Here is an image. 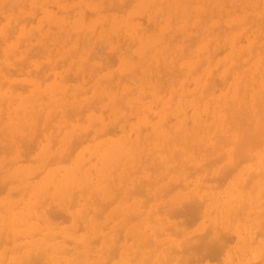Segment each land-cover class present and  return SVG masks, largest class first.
Masks as SVG:
<instances>
[{
    "label": "rangeland",
    "instance_id": "rangeland-1",
    "mask_svg": "<svg viewBox=\"0 0 264 264\" xmlns=\"http://www.w3.org/2000/svg\"><path fill=\"white\" fill-rule=\"evenodd\" d=\"M0 236L1 264H264V0H0Z\"/></svg>",
    "mask_w": 264,
    "mask_h": 264
},
{
    "label": "bare ground",
    "instance_id": "bare-ground-1",
    "mask_svg": "<svg viewBox=\"0 0 264 264\" xmlns=\"http://www.w3.org/2000/svg\"><path fill=\"white\" fill-rule=\"evenodd\" d=\"M154 1H155V0H154ZM163 1H164V0H163ZM171 1H172V0H171ZM19 2H20V1H19ZM169 2H170V0H169ZM184 2H185V1H184ZM187 2H188V1H187ZM115 3H116V2H115ZM123 3H124V2H123ZM126 3H127V2H126ZM162 3H163V2H162ZM171 3H172V2H171ZM21 4H22V3H21ZM124 4H125V3H124ZM139 4H140V3H139ZM184 4H185V3H184ZM127 6H128V5H127ZM127 6H126V7H127ZM161 6H162V5H161ZM184 6H185V5H184ZM148 7H149V6H148ZM151 7H152V6H151ZM151 7H150V8H151ZM189 7H190V6H189ZM246 7H247V6H246ZM102 8H103V7H102ZM5 9H6V8H5ZM109 9H110V8H109ZM170 9H171V8H170ZM170 9H169V10H170ZM250 9H251V8H250ZM103 10H104V9H103ZM176 10H177V9H176ZM162 11H163V10H162ZM235 11H236V10H235ZM144 12H145V11H143V13H144ZM140 13H141V12H140ZM229 13H230V12H229ZM175 14H176V13H175ZM33 15H34V14H33ZM157 15H158V13H157ZM142 16H144V15H142ZM25 17H26V16H25ZM83 17H84V15H83ZM133 17H136V16H133ZM153 17H154V16H153ZM172 17H173V16H172ZM125 18H127V17H125ZM128 18H129V17H128ZM219 18H220V17H219ZM253 18H254V17H253ZM259 18H260V17H259ZM24 19H25V18H24ZM139 19H140V18H139ZM207 19H208V18H207ZM142 20H143V19H142ZM156 20H157V17H156ZM42 21H43V20H42ZM148 21H149V20H148ZM101 22H102V21H101ZM156 22H157V21H155V23H156ZM244 22H245V21H244ZM41 23H42V22H41ZM42 24H43V23H42ZM42 24H41V25H42ZM114 24H115V23H114ZM147 24H149V23H147ZM150 24H151V23H150ZM237 25H238V24H237ZM241 25H242V24H241ZM123 26H124V25H123ZM123 26H122V27H123ZM192 27H193V26H192ZM187 28H188V27H187ZM187 28H186V29H187ZM195 28H196V27H195ZM119 29H120V28H119ZM121 29H122V28H121ZM140 29H141V28H140ZM144 29H146V28H144ZM33 30H34V29H33ZM127 30H128V29H127ZM183 30H184V29H183ZM145 31H146V30H145ZM117 32H118V31H117ZM136 32H138V29H137ZM209 32H211V31H209ZM54 33H55V32H54ZM115 34H116V33H115ZM176 35H177V34H176ZM180 35H181V34H180ZM28 36H29V35H28ZM31 36H32V35H31ZM48 36H49V35H48ZM55 36H56V35H55ZM134 36H135V35H134ZM160 36H161V35H160ZM191 36H192V35H191ZM197 36H198V35H197ZM8 37H10V36H8ZM125 37H126V36H125ZM175 37H176V36H175ZM161 38H162V37H161ZM176 38H177V37H176ZM195 38H196V37H195ZM26 39H27V38H26ZM46 39H47V36H46ZM173 39H175V38H173ZM177 39H178V38H177ZM85 40H86V39H85ZM162 40H163V39H162ZM175 40H176V39H175ZM190 40H191V39H190ZM158 41H159V39H158ZM256 42H257V41H256ZM102 43H103V42H102ZM157 43H158V42H157ZM161 43H162V42H161ZM192 43H193V42H192ZM75 44H76V43H75ZM43 45H44V44H43ZM43 45H42V46H43ZM168 45H169V43H168ZM131 46H132V45H131ZM144 46H145V45H144ZM191 46H192V45H191ZM127 48H128V47H127ZM38 50H39V49H38ZM35 51H36V50H35ZM39 51H40V50H39ZM44 51H45V49H44ZM181 52H182V51H181ZM38 54H39V53H38ZM93 54H94V53H93ZM97 55H98V54H97ZM109 56H110V55H109ZM112 56H113V55H112ZM124 56H125V55H124ZM102 57H103V56H102ZM92 58H93V57H92ZM110 58H111V57H110ZM110 61H112V59L109 60V63H110ZM165 64H166V63H165ZM56 65H58V64H56ZM43 66H44V65H43ZM83 66H84V64H83ZM98 67H99V66H98ZM39 68H40V67H39ZM44 68H45V67H44ZM93 68H94V67H93ZM99 68H101V67H99ZM158 68H159V67H158ZM165 68H166V67H165ZM82 69H83V67H82ZM95 69H96V68H95ZM97 69H98V68H97ZM257 69H258V68H257ZM41 70H43V69L41 68ZM80 70H81V69H80ZM98 70H99V69H98ZM156 70H157V69H156ZM181 70H182V69H181ZM83 71H84V70H83ZM214 71H215V70H214ZM112 74H113V73H112ZM146 74H147V73H146ZM131 75H132V73H131ZM73 76H74V75H73ZM121 76H122V75H121ZM124 76H125V75H124ZM132 76H133V75H132ZM115 77H116V76H115ZM130 77H131V76H130ZM64 78H66V77H64ZM111 78H112V77H111ZM111 78H110V79H111ZM120 78H121V77H120ZM122 78H124V77H122ZM131 78L133 79V77H131ZM46 79H47V78H46ZM126 80H127V79H126ZM110 81H111V80H110ZM224 81H225V80H224ZM2 85H3V84H2ZM76 90H77V89H76ZM81 92H82V91H81ZM77 93H78V92H77ZM109 93H110V92H109ZM175 95H176V94H175ZM42 97H43V95H42ZM67 98H68V97H67ZM99 98H100V97H99ZM123 98H124V96H123ZM151 98H152V97H151ZM199 99H200V98H199ZM93 100H94V98H93ZM93 102H94V101H93ZM195 102H196V101H195ZM86 108H87V105H86ZM88 109H89V108H88ZM82 110H83V108H82ZM85 110H86V109H85ZM85 110H83V111H85ZM144 110H145V109H144ZM144 112H145V111H144ZM75 114H76V113H75ZM75 114H74V115H75ZM81 114H82V113H81ZM146 114H148V113H146ZM150 115H152V114H150ZM38 116H39V115H38ZM175 116H176V115H175ZM24 117H25V116H24ZM81 117H82V115H81ZM81 117H80L79 119H81ZM148 117H149V116H148ZM165 117H166V116H165ZM148 119H149V118H148ZM168 120H169V119H168ZM118 121H119V120H118ZM163 121H164V120H163ZM125 122H126V121H125ZM96 123H97V121H96ZM144 126H146V125H144ZM112 127H113V125H112ZM23 130H24V129H23ZM103 130H104V129H103ZM111 130H112V129H111ZM111 130H108V131H106V132H109V133H110V132H112ZM181 130H182V129H181ZM59 131H60V130H59ZM161 131H162V130H161ZM164 132H165V129H164ZM103 134H104V133H103ZM105 134H106V133H105ZM164 134H165V133H164ZM81 135H84V134H81ZM98 135L101 136L102 134H97V136H98ZM86 136H88V135H86ZM97 136L95 135V138H96ZM84 137H85V136H84ZM81 138H82V137H81ZM81 138H79V139H81ZM163 138H164V136H163ZM167 138H168V137H167ZM79 139H78V140H79ZM85 139H87V138H84V140H85ZM33 140H34V139H33ZM90 140H91V139H90ZM92 140H93V139H92ZM51 141H52V140H51ZM76 141H77V138H76ZM87 141H88V140H87ZM143 141H144V140H143ZM80 142H81V141H80ZM80 142H79V143H80ZM82 142H84V141H82ZM7 143H8V142H7ZM73 143H76V142L73 141ZM73 143H72V144H73ZM164 143H165V142H164ZM10 145H11V144H10ZM143 146H144V143H143ZM10 147H11V146H10ZM1 148H2V147H1ZM11 148H12V147H11ZM73 148H75V146H74ZM109 150H110V149H109ZM142 150L144 151V147H143ZM72 152H73V151H72ZM22 153H23V152H22ZM24 153H25V152H24ZM24 153H23V154H24ZM69 153H70V152H69ZM69 153H68V154H69ZM71 154H72V153H71ZM65 155H66V154H65ZM69 155H70V154H69ZM84 155H85V154H84ZM23 156H24V155H23ZM25 156H26V155H25ZM54 156H55V155H53V157H54ZM67 156H68V155H67ZM70 156H71V155H70ZM70 156H69V157H70ZM134 156H136V154H135ZM141 157H142V155H141ZM141 157H140V161H141ZM21 158H22V157H21ZM55 158H56V157H55ZM62 158H63V155H62ZM135 158H136V157H135ZM60 159H61V158H59V160H60ZM63 159H66V157L63 158ZM63 159H61V160H63ZM68 159H69V158H68ZM24 160H25V159H24ZM30 160H31V159H30ZM32 160H33V159H32ZM57 160H58V159H57ZM59 160H58V161H59ZM17 161H20V160H17ZM15 162H16V161H15ZM63 162H64V161H63ZM145 162H146V161H145ZM52 163H53V162H52ZM52 163L49 162V164H52ZM83 163H85V162H83ZM139 163H140V162H139ZM47 164H48V162H47ZM47 164H45V165H47ZM83 165H84V164H83ZM2 167H3V165H2ZM4 167H5V164H4ZM115 167H116V166H115ZM79 168H80V167H79ZM116 168H117V167H116ZM126 168H127V167H126ZM117 169H118V168H117ZM139 169H140V168H139ZM139 169H138V171H139ZM127 170H128V168H127ZM135 170H137V169H135ZM229 170H230V169H229ZM112 171H113V170H112ZM225 171H226V170H225ZM227 171H228V170H227ZM113 172H114V171H113ZM113 172H112V173H113ZM134 172H137V171H134ZM34 174L36 175L37 173H34ZM113 175H114V174H113ZM129 175H130V174H129ZM151 175H152V174H151ZM113 178H114V177L112 176V179H113ZM121 178H123V177L121 176ZM153 179H154V178H153ZM179 179H180V178H179ZM182 179H183V178H182ZM8 180H9V179H8ZM8 180H7V182L10 181V180H9V181H8ZM4 181H5V180H4ZM4 181H3V183H4V185H5V182H4ZM11 181H14V180H11ZM16 181H17V180H16ZM151 181H152V180H151ZM7 182H6V183H7ZM108 182H109V181H108ZM121 182H122V181H121ZM149 182H150V181H149ZM149 182H148V183H149ZM3 183H2V184H3ZM109 183H110V182H109ZM123 183H124V182H123ZM133 183H134V181H133ZM122 185H123V184H122ZM146 185H147V184H146ZM133 186H134V185H133ZM139 186H140V184H139ZM141 186H142V185H141ZM119 187L121 188V186H119ZM119 187H118V188H119ZM25 188H26V187H25ZM48 188H49V187H48ZM48 188H47V190L50 189V188H49V189H48ZM120 188H119V190H120ZM133 188H134V187H133ZM137 188H138V187H137ZM21 189H22V188H21ZM82 189H83V188H82ZM125 189H126V188H125ZM138 189H139V188H138ZM26 190H27V189H26ZM26 190H25V191H26ZM84 190H85V188H84ZM133 190H134V189H133ZM135 190H136V189H135ZM140 190H141V189H140ZM147 190H148V189H147ZM15 191H16V190H15ZM19 191H20V190H19ZM136 191H137V190H136ZM129 192H130V189H129ZM129 192L126 191V193H128V195H129ZM133 192H135V191H133ZM133 192H132V193H133ZM138 192H140V191H138ZM142 192H143V191H142ZM12 193H13V192H12ZM46 193H48V192H46ZM72 193H73V192H72ZM82 193H83V192H82ZM120 193H121V192H120ZM124 193H125V192H124ZM126 193H125V194H126ZM135 193L138 194L137 192H135ZM14 194H17V192H14ZM98 194H99V192H98ZM125 194H124V195H125ZM141 194H142V193H141ZM10 195H11V193H10ZM22 195H23V194H22ZM71 195H72V194H71ZM81 195H82V194H81ZM128 195H127V196H128ZM130 195H132V194H130ZM130 195H129V196H130ZM154 195H156V194H154ZM72 196H73V195H72ZM82 196H83V195H82ZM156 196H157V195H156ZM10 197H11V196H10ZM103 197H104V196H103ZM47 198H48V197H47ZM72 198H73V197H72ZM113 198H114V197H112V200H113ZM123 198H124V197H123ZM145 198H146V197H145ZM45 199H46V198H44V200H45ZM70 199H71V198H70ZM104 199H105V198H104ZM60 200H61V199H60ZM63 200H64V199H63ZM71 200H73V199H71ZM71 200H69V204H68L69 206H72V205L70 204V203L72 202ZM95 200H96V199H95ZM126 200H127V199H126ZM70 201H71V202H70ZM99 201H100V200H99ZM101 201H102V203H103V199H102ZM113 201H114V200H113ZM121 201H122V200H121ZM140 201H141V200H140ZM182 201H183V200H182ZM182 201H181V202H182ZM87 202H88V201H87ZM94 202H95V201H94ZM104 202H105V201H104ZM108 202H109V201H108ZM111 202H112V201H111ZM141 202H142V201H141ZM145 202H146V201L142 202L141 204H143V203H145ZM43 203H44V202H43ZM92 203H93V201H92ZM109 203H110V202H109ZM93 204H94V203H93ZM105 204L108 205L107 203H104V205H105ZM139 204H140V203H139ZM174 204H175V203H174ZM15 205H16V204H15ZM41 205H42V204H41ZM43 205H44V204H43ZM43 205H42V206H43ZM106 205L104 206L105 209H106ZM143 205H144V204H143ZM143 205H142V206H143ZM145 205H146V204H145ZM186 205H188V204H186ZM193 205H194V204H193ZM48 206H49V205H48ZM69 206H68V208H69ZM73 206H74V205H73ZM86 206H87V205H86ZM96 206H97V205H96ZM163 206H164V205H163ZM168 206H169V205H168ZM184 206H185V204H184ZM37 207H38V206H37ZM37 207H36V209H38ZM98 207H99V206H98ZM159 207H160V205H159ZM159 207H156V208L159 209ZM171 207H172V206H171ZM189 207H190V206H189ZM191 207H192V205H191ZM196 207H197V206H196ZM83 208H84V206H83ZM85 208H86V207H85ZM94 208H95V206H94ZM101 208H103V206H102ZM181 208H182V210H183V207H181ZM194 208H195V207H194ZM194 208H193V209H194ZM197 208H198V207H197ZM197 208H196V209H197ZM63 209H64V208H63ZM63 209H62V210H63ZM87 209H88V208H87ZM87 209H83V210H87ZM95 209H96V208H95ZM173 209H174V208H173ZM175 209H176V208H175ZM191 209H192V208H190L189 210L187 209L188 212L191 211ZM196 209H195V210H196ZM198 209H199V208H198ZM48 210H49V209H48ZM51 210H52V208H51ZM59 210H60V209H59ZM142 210H143V209H142ZM166 210H167V208H166ZM170 210H171V209H170ZM182 210H180V211L183 212ZM184 210H186V209L184 208ZM37 211H38V210H37ZM44 211H45V210H44ZM46 211H47V210H46ZM49 211H50V210H49ZM49 211H48V212H49ZM94 211H95V210H94ZM99 211H100V210H99ZM101 211H103V210H101ZM116 211H117V210H116ZM116 211H115V212H116ZM156 211H157V210H156ZM159 211H160V210H159ZM161 211H163V210H161ZM164 211H165V210H164ZM173 211H174V210H173ZM48 212H47V214H48ZM61 212H62V211H61ZM84 212H85V211H83V215H82V213L80 212L82 217H86V216H87L86 213H87L88 211H87L85 214H84ZM92 212H93V211H92ZM120 212L122 213V211H120ZM120 212H119V213H120ZM142 212H144V210H143ZM142 212H141V214H142ZM152 212H153V211H152ZM157 212H158V211H157ZM166 212H167V211H166ZM166 212H165V213H166ZM168 212L170 213V211H168ZM168 212H167V213H168ZM171 212H172V211H171ZM194 212H195V211H194ZM36 213H37V212H36ZM49 213H51V212H49ZM96 213L98 214V209H97V212H96ZM153 213H154V212H153ZM158 213H161V212H158ZM167 213H166V214H167ZM169 213H168V218H169V216H170L171 214H174V213L172 212V213H170V215H169ZM176 213H177V210H176ZM184 213H186V212H184ZM58 214H59V212H58ZM94 214H95V213H94ZM97 214H96V217H98V218H95L93 215H91V217L93 216V218H95V220H96V219L98 220L100 217L97 216ZM131 214H132V213H131ZM141 214H140V215H141ZM188 214H191V213H188ZM61 215H62V214H61ZM84 215H86V216H84ZM98 215H99V214H98ZM117 215H119V214H117ZM117 215H116V216H117ZM120 215H121V214H120ZM133 215H134V216H131V217H133V218H132L133 220H134V217H135V216H136V218H137V217H138V218L140 217L139 215H135V214H133ZM149 215H150V214H149ZM47 216H48V215H47ZM50 216H51V215H50ZM50 216H49V217H50ZM55 216L57 217V214H55V215L53 214V217H55ZM100 216H101V212H100ZM111 216H112V215H111ZM124 216H125V215H124ZM174 216H176V215L174 214ZM177 216H179V213H178ZM82 217H81V218H82ZM128 217H129V216H127L126 219L131 218V217H129V218H128ZM149 217H150V216H149ZM57 218H58V217H57ZM112 218H113V217H112ZM115 218H116V217H115ZM172 218H173V217H172ZM26 219H27V218H26ZM31 219H32V218H31ZM50 219H51V218H50ZM54 219H55V218H54ZM75 219H76V218H75ZM83 219H84V218H83ZM83 219H81V221H84V220H85V219H84V220H83ZM113 219H114V218H113ZM51 220H53V219H51ZM51 220H50V221H51ZM77 220H78V219H76V223H78V227H79V226L81 227V225H79V224H81V222H77ZM143 220H144V219H143ZM79 221H80V219H79ZM85 221H86V220H85ZM38 222H41V221L38 220ZM51 222H52V221H51ZM60 222H61V221H60ZM86 222H87V221H86ZM96 222H97V221H95V223H96ZM98 222H99V220H98ZM107 222H108V221H107ZM126 222H129V220H125L124 223L126 224ZM140 222H141V220H140ZM74 223H75V222H74ZM76 223H75V224H76ZM95 223H94V225H98V227L100 226L99 223H97V224H95ZM41 224H42V223H41ZM85 224H86V223H85ZM89 224H90V223H89ZM139 224H140V223H139ZM76 225H77V224H76ZM104 225H106V224H104ZM117 225H118V224H117ZM123 225H124V224H123ZM137 225H138V224H137ZM141 225H142V223H141ZM86 226L89 227L88 224H86ZM102 226H103V225H102ZM114 226H115V225H114ZM124 226H125V225H124ZM139 226H140V225H139ZM208 226L210 227V225H208ZM80 227H79V228H80ZM94 227L96 228V231H97V229H98L97 226H94ZM121 227H123V226L121 225ZM121 227H120V228H121ZM140 227H141V226H140ZM140 227H139V229H140ZM212 227H213V226H212ZM76 228H77V226H76ZM81 228H82V227H81ZM3 229H4V228H3ZM77 229H78V228H77ZM77 229H76V230H77ZM83 229H84V228H83ZM85 229H86V228H85ZM89 229H90V228H89ZM91 229H92V228H91ZM102 229H103V228H102ZM111 229H112V228H111ZM132 229H133V228H132ZM139 229H138V230H139ZM76 230H75V231H76ZM86 230H87V229H86ZM92 230H93V229H92ZM94 230H95V229H94ZM94 230L92 231V234H93ZM138 230H137V231H138ZM1 231H3V230H1ZM207 231H208V230H207ZM110 232H111V231H110ZM110 232H108V233H110ZM112 232H113V231H112ZM114 232L116 233V231H114ZM120 232H121V231H120ZM208 232H209V231H208ZM2 233H3V232H1V234H2ZM108 233H107V237H108ZM133 233H134V231H133ZM157 233H158V232H157ZM160 233H161V232H160ZM160 233H159V235H162V234H163V233H162V234H160ZM5 234H7V233H5ZM36 234H38V233H36ZM74 234H75V233H74ZM90 234H91V233H90ZM94 234H96V233H94ZM94 234H93V236H95ZM116 234H117V233H116ZM125 234H126V233H125ZM205 234H206V233H205ZM208 234H210V233H208ZM2 235H3V234H2ZM9 235H10V234H9ZM33 235H35V234H33ZM87 235H88V234H87ZM132 235H133V234H132ZM170 235H171V233H170ZM6 236H8V235H6ZM58 236H59V235H55V237H58ZM97 236L99 237V235H97ZM113 236H114V235H113ZM116 236H117V235H116ZM127 236H128V235H127ZM127 236L125 235V239H129V236H128V237H127ZM55 237H54V238H55ZM59 237H60V236H59ZM126 237H127V238H126ZM1 238H2V236H0V242L2 241ZM14 238H15V237H14ZM47 238H48V237H47ZM91 238H92V237H91ZM115 238H117V237H115ZM115 238H114V239H115ZM141 238H142V237H141ZM9 239H10V238H9ZM51 239H52V238H51ZM94 239H95V238H94ZM94 239H92V240H94ZM119 239H120V238H119ZM119 239H117L116 241L118 242ZM125 239H124V240H125ZM149 239H150V238H149ZM5 240H6V239H5ZM5 240L3 239V243H4L3 246L5 245V242H4ZM15 240H17V239H15ZM65 240H66V241H65ZM84 240H85V238H84ZM106 240H108V238H106ZM152 240H153V239H152ZM152 240H151V242H152ZM8 241H10V240H8ZM8 241H7V242H8ZM64 241H65L66 243H67V242L70 243V241H71V243H73L72 240H69V239H68V240H67V239H64ZM86 241H87V237H86ZM95 241L97 242V240H95ZM125 241H127V240H125ZM52 242H53V241H52ZM52 242H50V243H52ZM107 242H109V241H107ZM112 242H113V241H112ZM117 242H114V245H115V243H117ZM133 242H134V241H133ZM145 242H147V241H145ZM145 242H144V243H145ZM148 242H149V240H148ZM1 243H2V242H1ZM1 243H0V244H1ZM8 243L10 244V242H8ZM8 243H6V244H8ZM55 243H56V242H55ZM123 243H124V242H123ZM163 243H165V242H163ZM88 244H89V243H88ZM149 244L151 245L150 242H149L147 245H149ZM77 245H79V244H76V246H77ZM80 245H81V244H80ZM80 245H79V247H81ZM89 245H90V244H89ZM93 245H94V244H93ZM95 245H96V244H95ZM95 245H94V246H95ZM142 245H143V246H146V244H142ZM142 245H139L138 248H140V246L143 247ZM159 245H160V244H159ZM16 246H17V245H16ZM21 246H22V245H21ZM72 246H73V245H72ZM76 246L74 245V247H71V250H72V249L74 250V248H76ZM91 246H92V242H91ZM119 246H120V245H119ZM119 246H118V247H119ZM133 246H134V244H133ZM212 246H213V245H212ZM17 247H18V246H17ZM92 247H93V246H92ZM92 247H91V248H92ZM110 247H111V245H110ZM110 247H109V248H110ZM115 247H117V244H116L114 247H112V248H114V250H115ZM136 247H137V246H136ZM158 247H159V246H158ZM167 247H168V246H167ZM170 247H171V246H170ZM174 247H175V246L172 247L173 249L171 248V249H172V252L174 251ZM213 247H214V246H213ZM4 248H5V247H4ZM22 248H23V247H22ZM63 248H65V247H63ZM63 248H61V250H60V251H57V252H58V253H63V254H64L63 251H64L66 248H65L64 250H63ZM82 248H83V247H82ZM91 248H89L90 251H91ZM109 248H108V249H109ZM144 248H145V247H144ZM14 249L16 250V248H14ZM14 249H13V251H14ZM18 249H19V247H18ZM18 249H17V251L20 250V249H19V250H18ZM32 249H33V248H31V250H32ZM46 249H47V248H46ZM49 249H50V248H49V246H48V249H47V250L49 251ZM77 249H79V248H77ZM84 249H85V251H86V248H84ZM93 249H94V248H92V250H93ZM106 249H107V248H106ZM140 249H142V248H140ZM140 249H138V250H140ZM10 250H11V248H10ZM62 250H63V251H62ZM66 250H69V252H71L70 249H66ZM66 250H65V251H66ZM89 250H88V251H89ZM109 250H110V251L105 250V251L107 252V253H106V252H105V253L108 255V256L106 255L107 257L110 256L109 254H111V256H112V253H111V252L114 253L113 250H111V249H109ZM5 251H7V249H6ZM13 251H11V252L13 253ZM38 251H39V250H38ZM61 251H62V252H61ZM1 252H2V248H1ZM3 252H4V249H3ZM23 252H24V251H23ZM42 252H43V253H42ZM44 252H46V253H44ZM74 252H75V250H74ZM74 252H72L73 255H74ZM80 252H83V250L80 251ZM137 252H138V255H136V257H137V256H138V257L141 256L140 253H139L140 251H137ZM143 252H144V251H143ZM150 252H151V253H150ZM154 252H155V250H154ZM154 252H153V253H154ZM163 252H164V250H163ZM168 252H169V251H168ZM170 252H171V251H170ZM17 253H18L17 255H19V252H17ZM30 253H31V252H30ZM30 253H29V256L32 255V254H30ZM37 253H38V252H37ZM37 253H35V254H37ZM41 253L43 254L42 256H41ZM41 253L39 252V254H38L39 256L37 255L39 258L36 257V255H35V256L32 255L33 258L30 259V258L32 257V256H30L29 259H30L31 261H30L29 259H26V260H27V263H28V261H29V263L31 264V262H33L34 259H35V261H37V262H38L39 260H42V263L46 262L45 257H46V254H47L48 252L44 250V251H41ZM54 253H55V252H54ZM75 253H76V252H75ZM87 253H89V252H87ZM103 253H104V252H103ZM108 253H109V254H108ZM135 253H136V252H135ZM135 253L132 254L134 257H135ZM6 254H7V253H5V255H6ZM77 254H78V253H76V255H77ZM82 254H83V253H80V254H78V256L80 257V255H82ZM130 254H131V253H130ZM130 254H129V255H130ZM136 254H137V253H136ZM145 254H148V255L150 256V255L152 254V251H149V253L147 252V253H145ZM47 255H48V254H47ZM64 255H66V254H64ZM67 255H69V254H67ZM40 256H41L42 258H41ZM60 256H61V255H60ZM142 256H143V255H142ZM149 256H148L147 258H144V257H143V260H144V259H145V260H144L143 262H141V263H142V264L146 263L147 260H148V258H149ZM191 256H192V255H191ZM8 257H9V254H8ZM22 257H23V256H21L20 259H21ZM76 257H77V256H76ZM82 257H83V256H82ZM82 257H80V258H79L80 260H78V261H80L81 264H82V262L84 261V260H82V259L85 258V256H84L83 258H82ZM115 257H116V256H115ZM151 257H152V255H151ZM187 257H188V256H187ZM3 258H6V256H5V257L3 256ZM132 258H133V257H132ZM190 258H191V257H190ZM17 259H18V258H17ZM76 259H78V258H76ZM105 259H107V258H105ZM141 259H142V257H141ZM150 259H151V258H150ZM150 259H149V261H150ZM1 260H2V259H1ZM1 260H0V261H1ZM55 260H57V259H55ZM59 260H60V259H59ZM73 260H74V258H73ZM85 260H87V259H85ZM187 260H188V261H192V259L189 260V257H188ZM16 261H17V260H16ZM23 261H24V260H23ZM23 261H21V262H23ZM35 261H34V262H35ZM47 261H48V260H47ZM74 261H76V260H74ZM74 261H73V262H74ZM78 261H77V264H79ZM104 261H105V260H104ZM108 261H109V260H108ZM140 261H141V260H140ZM14 262H15V260H14ZM24 262H25V261H24ZM24 262H23V263H24ZM60 262H62V261H59V263H60ZM85 262H86V261H85ZM97 262H98V261H97ZM105 262H106V261H105ZM105 262H104V263H105ZM15 263H16V262H15ZM27 263H26V264H27ZM42 263H41V264H42ZM100 263H101V261L99 262V264H100ZM102 263H103V262H102ZM102 263H101V264H102ZM104 263H103V264H104ZM141 263H140V264H141ZM154 263L157 264L156 262H154ZM0 264H1V263H0ZM3 264H4V263H3ZM18 264H19V263H18ZM20 264H21V263H20ZM24 264H25V263H24ZM44 264H45V263H44ZM75 264H76V263H75ZM86 264H87V263H86ZM105 264H106V263H105ZM134 264H135V263H134ZM146 264H149V263H146Z\"/></svg>",
    "mask_w": 264,
    "mask_h": 264
}]
</instances>
